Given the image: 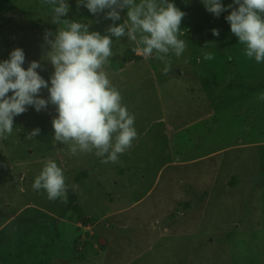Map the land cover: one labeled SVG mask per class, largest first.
I'll list each match as a JSON object with an SVG mask.
<instances>
[{
  "label": "rangeland",
  "instance_id": "obj_1",
  "mask_svg": "<svg viewBox=\"0 0 264 264\" xmlns=\"http://www.w3.org/2000/svg\"><path fill=\"white\" fill-rule=\"evenodd\" d=\"M66 2L67 19L107 34L113 21L104 12ZM171 2L186 13L180 38L188 42L180 57L170 55L167 74L163 63L134 51L132 41L112 37L104 70L137 131L118 162L73 156L68 145L52 141L53 105L40 112L28 106L14 117L13 132L0 139V209L7 213L0 220V264H264V101L258 99L264 87H256L264 63L244 56L225 19L231 9L216 17L202 0ZM9 3L0 61L21 48L22 67L39 61L37 72L48 81L53 68L44 60V34L57 28L50 9L41 0ZM120 16L116 24L126 9ZM130 51L141 58L133 60ZM205 52L215 58L205 60ZM47 95L42 89L41 98ZM34 128L39 136L27 139ZM48 160L62 168L67 185L78 186L73 191L86 224L67 210L68 199L50 201L32 188ZM18 214L37 222L18 225Z\"/></svg>",
  "mask_w": 264,
  "mask_h": 264
},
{
  "label": "clouds",
  "instance_id": "obj_2",
  "mask_svg": "<svg viewBox=\"0 0 264 264\" xmlns=\"http://www.w3.org/2000/svg\"><path fill=\"white\" fill-rule=\"evenodd\" d=\"M202 4L216 17L231 9L225 19L244 46V56L264 63V0H233L227 7L221 0H202ZM41 5L50 9V23L57 25L55 32L46 30L44 34V60L53 72L46 81L37 72L42 68L39 61L22 67L25 53L21 48L13 49L8 59L0 61V139L11 135L14 117L25 113L28 106L40 112L53 105L52 141L68 145L73 156L94 154L101 163H116L132 147L137 131L134 114L104 70L113 56L112 37L132 41L134 51L163 63V73L167 74L170 55L180 57L187 48L188 41L180 38L186 13L171 0H77V5L89 13L104 12L105 18L113 21L102 35L89 30L90 22L67 19L66 0H41ZM125 9L126 18L116 24ZM212 34L218 36L219 31L212 29ZM203 58L215 57L205 52ZM42 89L47 90L46 99L40 96ZM258 99L264 101V92ZM39 134V128H34L27 139ZM69 187L74 191L78 188L66 184L62 168L53 160L44 163L32 184L34 190H43L48 200L62 203L67 202Z\"/></svg>",
  "mask_w": 264,
  "mask_h": 264
},
{
  "label": "trees",
  "instance_id": "obj_3",
  "mask_svg": "<svg viewBox=\"0 0 264 264\" xmlns=\"http://www.w3.org/2000/svg\"><path fill=\"white\" fill-rule=\"evenodd\" d=\"M9 2L10 0H0V26L2 25L3 19L8 15L9 10L12 7V5ZM129 56L133 60H138L141 58L139 55H134L133 51H130ZM256 87L258 88L264 87V78L261 82H259L256 85ZM81 174L83 175V172H81ZM67 199H68V204L66 207L67 210H71L79 214V222L86 224L87 218L82 214L83 211L76 200V195L74 191L71 188H69L68 190ZM6 215L7 213L3 209H0V220L4 218ZM14 221L18 225H23V224H34L37 222V219L35 217L18 214V215H15Z\"/></svg>",
  "mask_w": 264,
  "mask_h": 264
},
{
  "label": "crops",
  "instance_id": "obj_4",
  "mask_svg": "<svg viewBox=\"0 0 264 264\" xmlns=\"http://www.w3.org/2000/svg\"><path fill=\"white\" fill-rule=\"evenodd\" d=\"M184 226V223L182 221H180L178 224H177V227H183Z\"/></svg>",
  "mask_w": 264,
  "mask_h": 264
}]
</instances>
